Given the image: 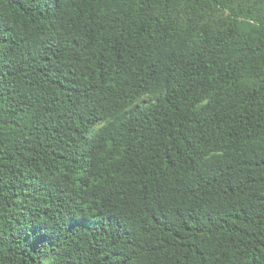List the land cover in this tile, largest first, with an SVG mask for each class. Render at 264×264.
<instances>
[{
    "label": "trees",
    "instance_id": "obj_1",
    "mask_svg": "<svg viewBox=\"0 0 264 264\" xmlns=\"http://www.w3.org/2000/svg\"><path fill=\"white\" fill-rule=\"evenodd\" d=\"M0 264H264V0H0Z\"/></svg>",
    "mask_w": 264,
    "mask_h": 264
}]
</instances>
